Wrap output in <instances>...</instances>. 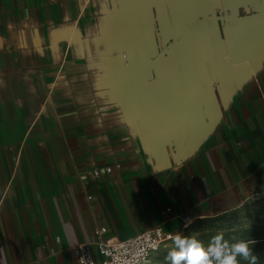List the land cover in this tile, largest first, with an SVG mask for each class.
Returning <instances> with one entry per match:
<instances>
[{
  "label": "crops",
  "instance_id": "crops-1",
  "mask_svg": "<svg viewBox=\"0 0 264 264\" xmlns=\"http://www.w3.org/2000/svg\"><path fill=\"white\" fill-rule=\"evenodd\" d=\"M260 199L264 0H0V264Z\"/></svg>",
  "mask_w": 264,
  "mask_h": 264
},
{
  "label": "built area",
  "instance_id": "built-area-1",
  "mask_svg": "<svg viewBox=\"0 0 264 264\" xmlns=\"http://www.w3.org/2000/svg\"><path fill=\"white\" fill-rule=\"evenodd\" d=\"M111 167L93 168L89 173L96 178L111 173ZM86 174L80 173V179L85 180ZM87 203L93 200L86 196ZM168 212V210L166 211ZM193 219L182 218L183 231L188 229ZM105 227L95 226L92 229L90 242L78 245L72 249L77 264H146L157 251L174 243L176 234L166 233L161 227L143 231L130 239L120 241L106 237Z\"/></svg>",
  "mask_w": 264,
  "mask_h": 264
},
{
  "label": "clouds",
  "instance_id": "clouds-1",
  "mask_svg": "<svg viewBox=\"0 0 264 264\" xmlns=\"http://www.w3.org/2000/svg\"><path fill=\"white\" fill-rule=\"evenodd\" d=\"M174 247L166 256L167 264H258V256L254 254L247 240L230 242L218 233L211 238L207 246L196 237H185L177 233Z\"/></svg>",
  "mask_w": 264,
  "mask_h": 264
},
{
  "label": "trees",
  "instance_id": "trees-1",
  "mask_svg": "<svg viewBox=\"0 0 264 264\" xmlns=\"http://www.w3.org/2000/svg\"><path fill=\"white\" fill-rule=\"evenodd\" d=\"M260 200L262 201L256 200L258 202L251 206V214L255 217L251 225H240L238 214L233 211L219 217L197 220L190 225V228L199 227L207 228L208 231L213 230L210 235L205 236L209 242L218 233H223L224 238L230 242L247 240L254 254L258 256V264H264V199ZM241 264H248V262L241 260Z\"/></svg>",
  "mask_w": 264,
  "mask_h": 264
},
{
  "label": "rangeland",
  "instance_id": "rangeland-1",
  "mask_svg": "<svg viewBox=\"0 0 264 264\" xmlns=\"http://www.w3.org/2000/svg\"><path fill=\"white\" fill-rule=\"evenodd\" d=\"M262 201V200H258ZM258 201H248L246 202L242 207L237 209L235 213L238 214V223L242 226H248L251 225L252 222H254L255 217L251 214V206L254 203H257ZM264 201V200H263ZM212 231H208L207 228H189L187 231H185L184 235L185 237H196L198 240L204 243L205 246L208 245L209 239L205 238L206 235H210ZM174 243L169 244L166 248L161 249L154 253L150 260L146 264H167L166 256L168 252L174 247Z\"/></svg>",
  "mask_w": 264,
  "mask_h": 264
}]
</instances>
